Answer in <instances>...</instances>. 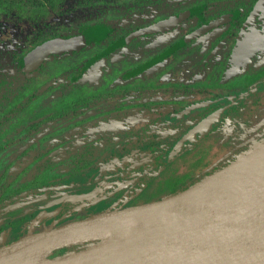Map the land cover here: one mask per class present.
<instances>
[{"label":"rangeland","instance_id":"rangeland-1","mask_svg":"<svg viewBox=\"0 0 264 264\" xmlns=\"http://www.w3.org/2000/svg\"><path fill=\"white\" fill-rule=\"evenodd\" d=\"M12 1L17 3L7 6L5 10H0V72L7 71L8 68L14 65L16 66L18 59L43 39L80 33L97 23H114L119 20V17L127 15L128 17H125L124 22L119 23L120 26L124 27L130 21L133 12L140 9L144 11L145 8L149 9L152 2L158 0H141L140 3H138L139 0H44L45 6L42 9H34L30 5L35 0ZM132 20L133 22L140 21V19L135 18ZM252 29L250 32L248 31V35L244 39L247 41L246 44L250 42L252 45H247L248 50L244 51L243 45L246 44L242 41L240 53L242 57L236 56L234 61L231 62L232 64L229 63L227 75L220 74L219 76H223L220 80H224L225 83L228 82L230 76L247 67L248 59H251V63H254L256 61L254 59L260 60L261 57H264V46H261L264 42V24L261 29ZM111 33L112 36L118 34L114 29ZM165 35L167 36V34ZM164 37L157 36L145 41L138 46L139 49L136 51L126 47L119 48L99 57L90 65L81 74L80 78L73 83L74 90L76 87L77 90L75 91L79 93L77 94L74 91L76 94L73 95L74 93H72V96L68 98L71 101L80 98L76 96L83 95V98H87L88 95L97 94L95 96L98 97L97 99L81 108L83 110L81 115L44 122L39 129L27 136V132L23 133L21 131L22 122H15L19 125L12 122L9 125L5 123L1 126V141H7L9 144L5 153H3L5 155L0 156V160L2 157L4 158L1 164L0 177L5 176L13 162L26 157L28 153L39 151L45 152L43 159L50 158L51 164L49 167H51V170L58 171L81 156L83 159L78 161L82 166L85 165L84 173L89 174L87 177L103 176L106 174L105 172H108V169L115 167L120 160L135 158L139 155H142L141 157L145 155L142 159L145 160L148 157L146 156V149L150 145L156 146L176 137L178 132H165L154 134L139 141L126 140L129 138L130 133L152 120L156 111L165 106H172V104L178 107L185 106L189 104L190 100L184 98L191 99L185 94L182 95V93L172 91L171 84L157 85L160 78L177 77L183 83L192 80L182 76L185 70L188 71V66L183 65L188 63V53L178 56V59L170 57L137 76L125 78V73L128 70L150 58L149 56L154 52V48H164L169 45L170 41L164 40ZM106 38L93 42L92 46L47 59L40 69L35 72L36 82L31 81L33 85L31 89L43 86L48 81L55 83V87L49 88L51 93L41 98L50 105L49 100L54 99L56 94H60L57 93L60 86L59 82L63 80L71 81V75L77 74L86 61L96 53L103 51L113 37L109 36L107 40ZM258 40H261L260 45L254 43ZM255 55L257 56L255 57ZM137 59L141 61L137 63ZM177 63L181 64L178 69L179 73L176 74L173 73L172 69ZM180 71L182 72L180 73ZM262 73H264V67H259L254 69L250 75L254 77ZM42 92L47 93L48 89H43ZM23 112L14 116L22 118L25 115H31L26 111ZM91 121H96V123H88ZM83 124L87 125L85 129L65 143L53 147L49 145L56 141L57 135L62 131L66 129L77 130ZM263 143L264 94L259 101L251 104L240 116L234 119L228 118L227 125L217 128L199 145L191 149H185L178 156H175L157 182L150 185L146 190L122 191L119 192L120 194H114V196L109 193L112 196L111 198L106 195L103 198L95 197L103 194L104 188L101 187H105L106 184L104 183L103 186H97L99 191L93 192V189H90L87 193L83 192L82 199L74 203L73 210L76 211L82 208L81 215L113 213L128 206L158 200L167 196L170 188H174L181 182L190 186L213 171L225 166L237 156L245 154ZM240 148L242 150L239 152L232 153L235 149ZM162 151H164V148L155 150L159 153ZM41 176L42 173H35L32 166L26 167L19 173V178L16 179L15 184L21 185L28 182L29 187L37 183ZM87 177L82 181H86ZM62 189L61 186H57L56 190L60 192L51 197L43 198L40 201L38 210H28L25 218L14 219L11 226L15 228H20L16 224L19 220L21 222L29 220L30 222L26 228L28 231L22 233L23 229L20 228L21 230L18 229L19 233L15 237H6L0 240V249L5 248L16 238L31 231H49L62 222L73 221L72 213H68L59 219L55 217L68 196ZM91 196L94 197L90 198ZM7 215L6 213L1 215L0 222H7ZM73 247L84 246L72 244L53 249L42 254L41 260L58 258V256L74 250Z\"/></svg>","mask_w":264,"mask_h":264},{"label":"flooded vegetation","instance_id":"flooded-vegetation-1","mask_svg":"<svg viewBox=\"0 0 264 264\" xmlns=\"http://www.w3.org/2000/svg\"><path fill=\"white\" fill-rule=\"evenodd\" d=\"M140 2L141 0H139L138 3ZM257 3H258V0H158V1H154L149 6L150 7L149 9L145 8L144 11L140 9V10H136L135 12H133V14H131L130 16L131 17L130 21L124 27H122V25L120 26L119 23L120 22L123 23L125 20V17H128L127 15H124V17H119L118 18L119 20L114 23L113 22H102V23H97L96 25L89 27L86 30H90L92 28L96 29L97 27L102 28V34H100L92 42L86 44L84 47L92 46L93 42L98 41V40H104L103 38H106V37H107L106 38L107 40L109 36L113 38L108 42L105 49L99 53H103L104 51H106L114 42L118 40H121L122 43L110 48L107 54L119 48H124V47L130 48L131 50L136 51L137 49H139L138 46L143 44L145 41H149L152 38L157 37V36H165L163 39L166 41H170L169 45L164 48H160V47L154 48V52H153L154 54L152 53L153 55L151 54L149 56L150 58H148L144 62L139 63L138 61H141V60L137 59L136 61L139 64H137L135 68L128 70L125 73V78L137 76L140 73L147 71L149 68L153 67L154 65L158 63L165 61L166 59L170 57H174L178 59V56L188 53L187 55L188 63L183 64V65L188 66V71L185 70L182 76L184 78L187 77L192 80L188 81V83H183L180 81L181 79L177 77L176 78L171 77L169 79L160 78V80L157 82V85L171 84V86L173 87L172 91L178 92L180 94L182 93V95L185 94V96H188L191 98V99L184 98L185 100H190L189 104L182 106V107H178L175 104H172V106H165L164 108L156 111L154 113V118L152 119V120H157L159 122V125L165 127L164 129L159 130L155 134H160V133H165V132H170V133L178 132V135L174 137L175 139L174 138L168 139L169 141L174 140L172 148L170 149L168 153V157L172 155L174 151L177 152V156H178V154L185 151V149H191L199 145L201 142L206 140V138H208L217 128L227 125L228 118L234 119L237 116H240V114L243 113V111H246V109L249 108L251 104L259 101V99L263 96L264 94V73L260 74L259 76H254V77H252V75L250 74L254 69H258L259 67H264V57H261L260 60H257L256 58L254 59L256 61L254 63H251L250 61L251 59H248L249 53L247 52L248 53L247 55L248 58H246L248 59L247 60L248 62L246 63L247 67L245 69H242L239 73H236L235 75H232V76L229 75L230 79L228 80L227 83H225L224 80L223 81L220 80L222 79L224 75H227L229 63L233 62L236 56L242 57L240 54L241 46H242L241 42L243 41L245 42V44L247 43V41L244 39L248 35V31L250 32L252 28H255L256 30L261 29L262 25L264 24V4L259 8L257 7ZM179 13H184L185 15L186 14L187 15L181 21H178V23H176L175 26L171 27L168 30L157 31V32H153L150 34H141V35L135 36L134 38L129 37V35L132 34L134 31L140 30L141 28H144L152 23H155L159 20H163L165 18L172 17ZM133 18L140 19V21L133 22L132 20ZM214 20L218 23L209 27L206 30H202L197 33V30L200 27H203L207 23H210V21H214ZM113 29L114 31H117L118 33L115 36H112V33H111ZM84 31L80 33H75V34L61 35V36L50 37L48 39H43L39 43H37L35 46H33L31 49H29L28 51L32 53V51L38 45H40L41 43L51 38H69L72 36L79 35L83 33ZM165 34H167V36ZM254 43H256L257 45H260L261 40H258L257 42H254ZM247 45H252V44H250L249 42L248 44L243 45L245 49L244 51L248 50ZM261 46L262 47L264 46V42L261 44ZM28 51H26L18 59L16 66L14 65L13 67L8 68L7 71L0 72V76H2L5 73L8 74L9 72H10V75H13L16 72V69L20 70L19 63L21 62L22 58ZM68 52H71V51H65V52L58 53V54H50L39 65H37L34 62L33 58H32V61H33V64L36 67H39L40 69L41 65L44 62H46L47 59L53 56H59L60 54L68 53ZM99 53H96L92 58H94ZM107 54H102L98 56L96 60L99 59V57L107 55ZM256 56L257 55H255V57ZM92 58H90L89 60H91ZM180 64L177 63L174 66V68L172 69L173 73H176V74L179 73L178 69L180 68ZM37 71H31V72L26 73L25 75L26 77H28V79H30L34 77V74ZM133 71H136V72L133 73ZM181 72L182 71H180V73ZM220 74L223 76L219 77ZM52 84L53 83L48 81L43 86H39L38 91L43 93L42 90L46 88L49 89ZM181 97L183 98V96ZM195 103H201V104H204V106L196 108V109H192L188 113L182 116H179V117L176 116L177 112ZM233 106H236L238 109L236 113L234 109L232 108ZM213 113H214V118H213V122L210 125L206 126L204 130L202 129L203 131L197 132L195 135V138L183 143V146H181L179 149H176V148L173 149L176 142L179 140V138L184 133H186L192 126L198 123L201 119L207 117L210 114L212 115ZM215 114L217 115L216 117H215ZM25 118H27L28 123H32L33 121H36V117H31V119L29 120V116H26V115L23 116L22 118L15 117L13 115V118L11 120H7L6 124L9 125L12 122H14V124L19 125L15 123L17 121L18 123L22 122L21 124H23V119ZM39 118H41V116ZM175 122L180 123V125L176 126ZM168 123L170 124L171 127H166V124ZM160 144H163V142L157 145H160ZM184 147L185 149L183 150ZM242 148L238 150L235 149L232 153L239 152L240 150H242ZM146 156L148 157L145 158V160L151 157V155L149 156L148 154H146ZM144 157L145 155L140 158L141 162L145 161V160H142L144 159ZM136 164L137 163H134L133 165H136ZM107 171L108 172H105L106 174L102 176L105 179V182H109L113 177V174L109 172V170ZM57 186H61L63 188V185H56L54 189H56ZM106 187L104 189L103 194L97 195L95 197L103 198V196L106 195L108 198H111L112 196H110V194H112L113 196L114 194H116L114 192L117 188V184L114 185L112 183L110 189H108L109 186H106ZM90 189L84 192L87 193ZM97 190L99 191V188L95 187L93 188L92 191L95 192ZM123 191L130 192V191H136V190L125 189ZM91 197H94V196H91ZM155 201H158V200H155ZM144 204H147V203H144ZM144 204H140V205H144ZM131 207H135V206H128L121 210H117L113 213H117L126 208L128 209ZM77 212L78 213L83 212L82 208L76 211L72 210L70 212H67L64 216H66L68 213H72L73 221H70L68 223L62 222L60 223V225L52 228L51 230L58 229L68 224L82 222L92 217L113 214V213H98V214H95L83 220H76L74 216ZM1 215L3 214L1 213L0 216ZM6 217H8V215ZM10 227H14V226H10ZM19 227L24 230V227H22V225H19ZM7 228L8 227H6L3 231L0 232V240L6 237H10V238H12L13 236L15 237L16 234L19 233L18 229H20V228L14 227L13 231H9V229ZM24 232L22 231V233ZM42 232H45V231L36 232L35 230L33 231V233H28L26 235H35V234H40ZM26 235L16 238V240H14L13 242L22 239ZM88 242L94 243L93 241H88ZM83 248H86V246H84Z\"/></svg>","mask_w":264,"mask_h":264},{"label":"water","instance_id":"water-1","mask_svg":"<svg viewBox=\"0 0 264 264\" xmlns=\"http://www.w3.org/2000/svg\"><path fill=\"white\" fill-rule=\"evenodd\" d=\"M263 4L264 0H258L257 7L260 8ZM186 15L179 13L159 20L134 31L129 37L134 38L141 34L168 30ZM216 23L218 22L215 20L210 21V23L200 27L197 33L208 29ZM100 34H102V28L97 27L69 38H51L38 45L31 55L34 62L39 65L48 55L83 48ZM202 106L204 104L195 103L177 112L176 116H182L190 110ZM213 118L214 113L201 119L179 138L173 149H179L183 146V143L195 138L197 132L203 131L206 126L213 122ZM262 183H264V143L247 151L245 154L237 156L225 166L213 171L186 189L160 198L172 200L154 218L156 224L149 228L140 240L130 241L127 245L122 246L94 264H189L191 255L186 250V241L191 231L200 228L212 214L225 217L226 211L229 209L228 205H231V200L235 201V208L238 205L242 207L250 206L257 202V209L254 212L256 225L247 238H250L253 244L258 245L261 242L264 228V189L256 191L255 186ZM236 215L239 214L237 213ZM91 216L93 215L79 220ZM232 233L234 234L232 237H227L225 232L219 235L218 240L223 245L224 254L215 259L210 257L205 243L200 240L198 242L200 262L197 261L195 264H248L249 262V264H264L252 252L245 259V255L241 254L239 247L242 239L239 227L236 226ZM72 244L87 246L90 242H73L51 250ZM8 246L0 249V255L5 254Z\"/></svg>","mask_w":264,"mask_h":264},{"label":"trees","instance_id":"trees-1","mask_svg":"<svg viewBox=\"0 0 264 264\" xmlns=\"http://www.w3.org/2000/svg\"><path fill=\"white\" fill-rule=\"evenodd\" d=\"M14 3L17 2L12 0H0V10H5L7 6H12ZM31 3L32 4L30 5H32L34 9H42L45 6L44 0H35ZM121 43V40L114 42L106 51L97 54L94 58L87 61L83 67L78 70L77 74L71 75V81H60V86L57 91V93L59 92L60 94H56L54 99L49 100L50 105L41 100V98L45 97L46 94L51 93L50 89H48L47 93L39 92L38 87L31 89V86H33L31 81L36 82V79L35 77L28 79V77L25 75L28 72L39 70V67H36L33 64L31 52L28 51L19 63L20 70L15 68L16 72L13 75H10L9 72L6 75L3 74L0 76V127L3 126L7 120H11L13 115L26 111L27 113H31L29 120L31 117H36V121H33L32 123H28L27 118L23 119L24 127L21 129V131H23V133L27 132V136L39 129L40 125L44 122L58 120L61 118L64 119L70 116L77 117L81 115L83 113L81 108L85 105H89V102H92L98 97H95L97 94H93L91 96L88 95L87 98H83V95H80L76 96L80 98L69 101L68 98L72 96V93H74L75 90H77L76 87L74 90L73 83L80 78L82 72L86 68L94 63L98 56L107 54L110 48ZM135 72L136 71H133V73ZM55 85L56 84L53 83L50 88L55 87ZM75 92L77 94L79 93L77 91ZM232 108L234 109L235 113L238 111L236 106H233ZM40 116L42 118L38 119ZM88 123L95 124L96 121H91ZM178 125H180V123H176V126ZM86 126V124H83L77 130L66 129L65 131H62L57 135L56 141L49 145L53 147L55 145L65 143L67 140L78 134V132L83 131ZM166 127L171 126L168 123L166 124ZM164 128L165 127L159 125L157 120H151L147 124L140 126L136 131L130 133L129 138L126 140L139 141L146 139ZM1 138L2 134L0 133V156L5 155L3 153H5L6 149L8 148L7 145L9 144L7 141H1ZM173 143L174 140H168L157 146L150 145L146 151L147 154L151 155V157L144 162L140 161L142 155H139L135 158H125L123 161L120 160V162H118L115 167L108 169L109 172L113 174V177L109 182H105V179L102 176L87 177L89 174L84 173L85 165L82 166V164H79L78 161L83 159L81 156L73 160L76 162L71 161L70 163L66 164V166H63L57 171L50 169V158H42L45 154L44 151L28 153L26 157L20 158L16 162H13L11 167L7 170L5 176L0 177V214L6 213L9 217L7 222L0 223V232L6 227H8L7 229H9V231H13L14 227L10 226L14 219L25 218L28 214V210L39 209L40 201L43 198L51 197L57 192H60L54 189L56 185H63L62 191H66V194H68L67 199L64 201L61 208L55 215L57 219L64 216L67 212L73 210L75 205L74 203L82 199V194L84 191L90 188L93 189L97 186H103L104 183H107L105 187L109 186L108 189L111 188L112 183L114 185L117 184V188L114 192L116 194L125 189L136 191L146 190V188H148L150 185H153L157 182L161 174H163L164 171L169 167L171 160L177 156V152L174 151V153L168 157V153L172 148ZM157 148H164V151L160 153L155 152ZM184 149L185 147L183 150ZM3 161L4 158L2 157L0 160V169ZM134 163L137 164L133 165ZM31 166L35 169V173H42L40 180L29 187L28 182H24L21 185H16L15 182L16 179L19 178V173L24 168ZM85 177H87V180L82 181V179ZM105 187L101 188L105 189ZM187 187H189L188 184L181 182L174 188H170L168 195L184 190ZM87 216L90 215H81V212H77L74 218L79 220ZM29 222V220L27 222H21L19 220L16 222V224L22 225V227H24V232L28 231L26 228L28 227ZM30 233H32V231ZM82 248L83 247H73L74 250L72 251Z\"/></svg>","mask_w":264,"mask_h":264},{"label":"bare ground","instance_id":"bare-ground-1","mask_svg":"<svg viewBox=\"0 0 264 264\" xmlns=\"http://www.w3.org/2000/svg\"><path fill=\"white\" fill-rule=\"evenodd\" d=\"M257 185L256 191L264 189V183L258 187ZM171 200L161 199L126 208L117 213L92 217L40 234L26 235L7 247L5 254L0 255V264H94L130 241L140 240L142 235L156 224L154 218L168 206ZM230 202L231 205H228L229 209L225 217L212 214L200 228L191 231L186 241V250L191 255L189 264L200 262L198 251L200 240L205 243L211 258L215 259L223 255L224 248L218 237L223 232L227 237L234 236L232 232L236 226L241 231L242 239L239 244L241 254L245 255L246 259L252 252L255 257L264 262V228L260 244L255 245L250 238H247L256 225L254 212L257 209V202L250 206L238 205L236 208L235 201ZM237 213L239 215H236ZM88 241L94 243L90 242L82 250L68 252L55 259L41 260L42 254L48 253L52 248L73 242Z\"/></svg>","mask_w":264,"mask_h":264}]
</instances>
